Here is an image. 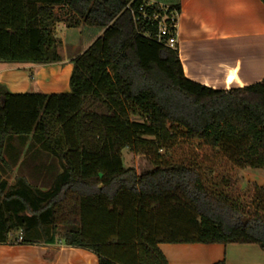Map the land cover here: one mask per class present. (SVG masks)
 <instances>
[{
    "label": "trees",
    "instance_id": "1",
    "mask_svg": "<svg viewBox=\"0 0 264 264\" xmlns=\"http://www.w3.org/2000/svg\"><path fill=\"white\" fill-rule=\"evenodd\" d=\"M158 1L168 10L148 0H0V63L61 62L56 9L87 36L70 56V93L0 85V244L13 233L21 245L60 240L99 264H168L162 244L264 251V187L243 190L240 178L264 172V79L229 90L187 79L167 45L180 2ZM164 17L171 33L159 41ZM30 138L29 151L58 162L47 190L32 177L5 179L16 163L9 146ZM126 149L150 168L125 167Z\"/></svg>",
    "mask_w": 264,
    "mask_h": 264
},
{
    "label": "crops",
    "instance_id": "2",
    "mask_svg": "<svg viewBox=\"0 0 264 264\" xmlns=\"http://www.w3.org/2000/svg\"><path fill=\"white\" fill-rule=\"evenodd\" d=\"M149 3L169 6L158 0ZM177 48L185 77L213 89L243 88L264 79V4L260 0H179ZM50 65L0 63V85L10 93H70L72 58ZM31 138L13 141L5 155L16 161L5 179L14 184L26 177L43 190L57 176L58 162L39 146L29 151ZM29 151V153H27ZM20 233L0 244V264H99L88 250L53 244L21 245ZM168 264H264L256 245H160Z\"/></svg>",
    "mask_w": 264,
    "mask_h": 264
},
{
    "label": "rangeland",
    "instance_id": "3",
    "mask_svg": "<svg viewBox=\"0 0 264 264\" xmlns=\"http://www.w3.org/2000/svg\"><path fill=\"white\" fill-rule=\"evenodd\" d=\"M59 15L60 22L54 27V33L59 42L60 53L64 56H75L83 44H86L87 36L85 33L81 34L79 30L69 29L64 22L68 15L65 10H55ZM123 161L125 167H133L137 173H141L145 169L150 168L149 162L144 155L135 154L128 149L122 152ZM240 178L243 180V190L248 183H256L259 186L264 187V172L259 170H244L240 174Z\"/></svg>",
    "mask_w": 264,
    "mask_h": 264
},
{
    "label": "built area",
    "instance_id": "4",
    "mask_svg": "<svg viewBox=\"0 0 264 264\" xmlns=\"http://www.w3.org/2000/svg\"><path fill=\"white\" fill-rule=\"evenodd\" d=\"M152 4V3H150ZM162 8H164L165 10H168V6H164V5H160ZM141 11H143V8L141 9ZM178 16L179 14L178 13H175L173 14V17L171 18V27L173 28H177V21H178ZM168 18L167 17H164L160 22H159V34H158V39L159 41H162L163 40V37L165 36H168L170 35L171 33V30L169 29L167 23H166V20ZM177 19V21H176ZM154 21H157L158 20V17L155 16L153 18ZM167 45L172 48V49H176L177 48V37H173L171 38L168 42H167ZM21 240V239H20Z\"/></svg>",
    "mask_w": 264,
    "mask_h": 264
}]
</instances>
